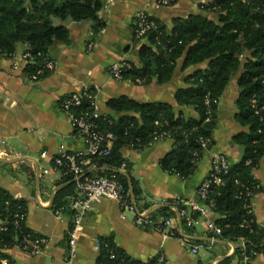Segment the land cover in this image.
<instances>
[{"label": "crops", "instance_id": "obj_1", "mask_svg": "<svg viewBox=\"0 0 264 264\" xmlns=\"http://www.w3.org/2000/svg\"><path fill=\"white\" fill-rule=\"evenodd\" d=\"M99 1L102 8L98 18L104 28L98 33L93 32L90 22L53 20L54 25L63 24L69 31V43L57 42L48 53L55 64L54 71L34 80L24 73L25 65L19 61V56L27 50L24 44L17 45L12 56L0 57V189L23 201L27 212L26 227L47 239L46 246L36 256L15 248L4 251L11 264H62L66 255L71 216L63 212L57 218L51 208L65 173L54 169L52 159L58 147L75 152L83 150L84 143L74 133L68 116L59 109L63 98L83 87L96 85L100 88L97 95L100 115L117 118L119 114L111 112L106 102L127 96L140 103H167L176 114L197 117L192 106H178L174 94L185 88L186 78L203 69L205 63L183 68L184 58L181 57L165 84H158L154 79L146 84L115 81L108 69L113 63L124 61L138 64L136 51L144 40L133 42L132 23L137 12L145 11L170 30L174 18L190 14L215 20V14L200 8L201 4L212 0H177L169 7L157 6L155 0ZM240 73L231 78L220 96L210 149L202 154L189 178L181 179L160 167V159L172 149L171 140H158L138 151L129 147L122 149L121 156L127 165L125 173L132 177L140 191L137 206L147 215L155 219L163 217L156 215L155 210L175 197L195 199L197 188L210 172L212 156L222 155L230 165L241 160L243 149L233 142L235 135L247 131L234 120ZM42 153L45 155L41 156ZM252 175L261 188L252 200L254 218L264 228V159L259 161ZM145 205L148 208H143ZM167 214L179 230L178 219L171 211ZM210 218L215 222L219 216L214 213ZM132 219L129 212L121 218L115 201L104 199L93 204L76 242L74 264H96L100 255L96 242L101 239L111 240L127 257L143 263L162 254L166 264H240L236 254L239 240L215 238L212 241V234L202 219L191 229L182 226L180 238H164L151 227H136ZM192 246L198 247L195 254ZM252 264H264V254H258Z\"/></svg>", "mask_w": 264, "mask_h": 264}, {"label": "trees", "instance_id": "obj_2", "mask_svg": "<svg viewBox=\"0 0 264 264\" xmlns=\"http://www.w3.org/2000/svg\"><path fill=\"white\" fill-rule=\"evenodd\" d=\"M101 8L99 0H0V57H10L17 45H26V51L34 61L25 65L24 73L32 76L39 63L49 58L48 53L55 43H69L68 28L63 24L54 25V19L60 23L90 22L93 32L98 33L104 28L98 18ZM200 8L215 14V20L190 14L185 18H174L171 29L167 30L152 18L155 29L149 31L144 43L137 47L138 64L130 62L131 68L121 72L122 81L146 84L154 79L158 84H165L181 57L184 58L183 68L205 63L203 69L186 78L187 86L174 94L176 104L192 106L197 117L176 114L167 103H140L127 96L109 99L106 107L119 116L100 115L97 124L100 130L113 133L115 141L110 154L98 160L96 168L89 174L115 175L117 181L130 190L137 204L140 197L137 183L128 173L119 172L125 163L121 151L124 147L141 150L152 143L155 134L165 132L170 135L173 146L160 159L161 169L181 179L189 178L205 152L200 149L198 139H206L210 144L216 127L217 105L211 106V119L205 122L204 99L206 96L220 98L231 78L241 72L237 79L239 95L234 120L247 131L235 135L233 142L243 149V156L238 163L230 165L222 177L223 184L212 187L208 198L213 202V212L219 216L215 223L221 228L220 238L229 241L242 238L246 252L264 254V228L256 223L254 216H246L244 209L248 201L246 189L253 197L261 190L252 172L264 159V0H212L201 4ZM86 107L84 101L73 111L77 114ZM60 170L65 173L64 169ZM58 186L51 208L69 212L72 218L69 205L76 194L72 176L65 173ZM6 201L12 206L17 201L24 205L23 201L0 189V215L3 216L7 213ZM155 211L163 217L170 215L167 205ZM30 232L25 224L9 225L0 235V247L11 246ZM99 242L112 247L117 259L123 260L122 264H153V260L143 263L127 257L109 239ZM236 254L241 264L239 248ZM0 258H5L1 251ZM108 261L105 250H101L96 264ZM7 264L11 262L8 260Z\"/></svg>", "mask_w": 264, "mask_h": 264}, {"label": "built area", "instance_id": "obj_3", "mask_svg": "<svg viewBox=\"0 0 264 264\" xmlns=\"http://www.w3.org/2000/svg\"><path fill=\"white\" fill-rule=\"evenodd\" d=\"M177 0H155L157 6L169 7ZM155 29V23L152 17L145 11H139L135 14L132 23V38L133 42L137 43L144 40V37L149 31ZM19 61L24 65L33 63L34 59L25 51L19 56ZM55 64L52 59L42 60L35 73L30 76L31 79H37L46 73L54 71ZM130 62L113 63L108 69L110 77L115 81H122L121 72L124 69H130ZM100 91L98 86L83 87L79 92L70 94L63 98L59 103V109L66 114L70 120L74 133L83 141L84 149L69 152L63 146L58 147L55 156L52 159L54 169H64L66 174H70L75 183V196L71 199L69 209L72 213L70 227L67 230L66 237V255L62 264H74L76 257V242L83 230V221L95 203L101 200H112L118 204L120 216L125 218V213L132 214V222L136 227H151L162 235V237L180 238L181 227L188 229L193 228L202 219L205 228L212 234L211 240L221 237V228L210 218L213 212V202L209 200L208 195L211 188L223 184L222 177L227 174L230 163L222 155L212 156L210 163V172L196 190L195 199H185L175 197L166 205L179 221V230H176L174 221L171 217H161L152 219L144 210L138 208L134 202L130 190L120 184L115 175H90L89 171L96 168V162L110 154L112 144L115 141V136L109 131L99 129L97 120L100 113L97 109V95ZM220 98L204 99L206 108L205 122L211 119V106L218 105ZM87 102V107L81 109L75 114L73 110L79 109L83 102ZM254 105V101L252 102ZM254 107V106H253ZM264 106L262 107V109ZM170 139L168 133H157L153 137V142L158 140ZM200 149L207 150L209 141L203 138L198 139ZM3 143V142H2ZM151 143V144H152ZM42 153L41 156H44ZM195 157H198L195 154ZM126 164L122 163L119 172L125 173ZM257 188V187H256ZM247 203L244 204L245 215L254 216L253 195L246 189ZM7 211L6 215H0V235L8 230L9 225L19 227L26 224L27 212L24 205L17 201L13 206L9 201L4 203ZM62 209H57L54 214L57 218L60 217ZM47 244V239L36 233H26L17 243L11 246L0 247V251L4 252L8 249L15 248L18 251L29 256H36L42 252ZM96 246L101 250H105L108 256V262L98 264H122L123 260L117 259L112 247L108 244L96 242ZM239 250L241 251V264H252L253 259L257 254L253 251L246 252L244 239H239ZM198 247L192 246L191 251L195 254ZM6 258H0V264H7ZM153 264H166V259L162 254L157 255Z\"/></svg>", "mask_w": 264, "mask_h": 264}, {"label": "water", "instance_id": "obj_4", "mask_svg": "<svg viewBox=\"0 0 264 264\" xmlns=\"http://www.w3.org/2000/svg\"><path fill=\"white\" fill-rule=\"evenodd\" d=\"M207 149H210V144L208 145Z\"/></svg>", "mask_w": 264, "mask_h": 264}]
</instances>
